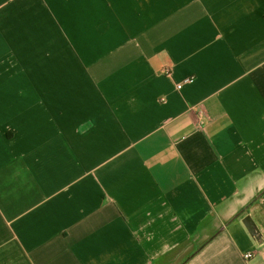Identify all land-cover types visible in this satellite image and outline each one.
<instances>
[{"label": "crops", "instance_id": "obj_1", "mask_svg": "<svg viewBox=\"0 0 264 264\" xmlns=\"http://www.w3.org/2000/svg\"><path fill=\"white\" fill-rule=\"evenodd\" d=\"M16 1L0 264H264V0Z\"/></svg>", "mask_w": 264, "mask_h": 264}, {"label": "rangeland", "instance_id": "obj_2", "mask_svg": "<svg viewBox=\"0 0 264 264\" xmlns=\"http://www.w3.org/2000/svg\"><path fill=\"white\" fill-rule=\"evenodd\" d=\"M19 5H20V0H17L16 2H15V4L13 5V8H11L10 10H8L3 16H1V19H3L4 17H7V16H10V15H13L14 13H11V11H13V9L15 8V7H19ZM15 10H16V8H15ZM36 31V30H35ZM34 31V32H35ZM37 43V39H36V37L35 36H32V40L31 39H29L28 40V47H30L31 45H35L34 43ZM8 45V44H7ZM45 69H46V72L48 73V76H45L44 75V73H42V76L44 77V78H51V77H54L55 76V67L54 66H52V67H44ZM42 70L43 69H41V72H42ZM254 204H250V206H249V209H251L252 208V206H253ZM254 207V206H253ZM253 209V208H252ZM256 209V208H255ZM251 211V210H250ZM254 216H259L258 215V213H255L254 214ZM262 226H264V224H262Z\"/></svg>", "mask_w": 264, "mask_h": 264}, {"label": "water", "instance_id": "obj_3", "mask_svg": "<svg viewBox=\"0 0 264 264\" xmlns=\"http://www.w3.org/2000/svg\"><path fill=\"white\" fill-rule=\"evenodd\" d=\"M242 223L252 237L257 238V236H259L258 230L255 228L249 216H245L242 220Z\"/></svg>", "mask_w": 264, "mask_h": 264}, {"label": "built area", "instance_id": "obj_4", "mask_svg": "<svg viewBox=\"0 0 264 264\" xmlns=\"http://www.w3.org/2000/svg\"><path fill=\"white\" fill-rule=\"evenodd\" d=\"M177 87L179 88L180 86H177ZM185 118H186L187 121H188L189 123H191V124L194 122V118H193L191 112H186V113H185ZM200 125H202V123H200ZM251 255H252V253H250V254H246V255H245V258H246V259L251 258Z\"/></svg>", "mask_w": 264, "mask_h": 264}]
</instances>
